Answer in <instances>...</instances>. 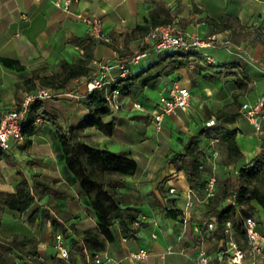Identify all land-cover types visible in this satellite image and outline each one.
I'll return each instance as SVG.
<instances>
[{
  "label": "crops",
  "instance_id": "crops-1",
  "mask_svg": "<svg viewBox=\"0 0 264 264\" xmlns=\"http://www.w3.org/2000/svg\"><path fill=\"white\" fill-rule=\"evenodd\" d=\"M54 1L0 0V121L5 112L17 108L28 95L45 87L56 94L43 102L45 115L56 117L62 125L69 127L79 124L88 114L84 99L86 78L77 79L62 90L41 81L58 73L62 61L75 63L83 57L84 49L78 40L90 38V32L76 17L78 13L101 18L104 31L112 39V45L96 41L94 49L95 59L109 60L113 65L111 84L123 68L129 73L142 72L155 57L152 44H148V56L138 64L131 63V58L142 50L143 37L148 34L136 31L138 26H145L150 32L166 25L174 33L215 40V46L209 50L216 59L215 64L209 65L204 59L194 57L188 67L159 78L153 86H146L138 96L145 103L141 110L134 108V103H138L136 100L125 98L127 105L105 118L106 122L116 123L113 136L96 128L84 131L90 145L113 153H129L136 159L137 173L125 178L126 185L121 191L128 203L140 208L141 214L135 237L124 241L118 231L115 242L108 243L103 251L86 252L87 263L78 254L71 264H92L93 254L110 259L104 264H202L199 261L202 252L209 257L208 264H229L221 259V248L232 237L247 250L246 236L229 230L219 237L215 230L204 227L214 218L206 216L209 199L193 191L185 171L171 160L174 156L186 155V146L191 139L199 142V148L203 146L201 141H207V137L200 130L208 129L205 123L216 118L218 110L234 103L235 93H241L238 103L242 105L254 104L264 96V0H79L73 5L72 13L57 8ZM207 20L221 22L223 30H217ZM225 41L231 45L223 46ZM31 77L36 78V84L24 86ZM240 77L243 79L241 87L237 85ZM174 83L191 90V106L166 115L162 128L158 129L152 111L160 96L167 94ZM32 87L34 90L30 92ZM206 112L210 115L207 118ZM234 115L237 114H230L219 123L223 120L221 125H228L229 130L238 133L237 143L243 156L227 167L241 168L264 153V124L257 131L242 114L230 119ZM28 118L23 142L15 144L9 153H2L5 157L0 154V192H15L22 174L49 181L58 176L62 178L53 149V123L39 118L43 122H35L32 127ZM225 119L229 120L226 122ZM215 139L220 141L218 137L210 141ZM11 160L17 161L15 165ZM227 167L219 168L218 172L225 176ZM207 169L215 171L212 166ZM232 178L233 183H238L237 176ZM60 183L63 186L66 181ZM173 187L176 192L171 194L169 190ZM70 189L68 194L76 198L77 193ZM254 205L257 210L254 216L264 234V207L257 202ZM34 206L30 213L5 211L1 217L0 235L18 234L37 239L38 225L43 219L41 208ZM169 209L180 213L171 217L167 213ZM37 210H40L39 216L31 226L21 227L12 219L26 214L29 218ZM50 223L49 220L45 238L41 237L38 244L39 253L46 260L59 257L55 246H49ZM96 226L95 219L87 217L76 228L83 233ZM141 249L147 250V259L131 256ZM242 264H264V253H247Z\"/></svg>",
  "mask_w": 264,
  "mask_h": 264
},
{
  "label": "trees",
  "instance_id": "trees-1",
  "mask_svg": "<svg viewBox=\"0 0 264 264\" xmlns=\"http://www.w3.org/2000/svg\"><path fill=\"white\" fill-rule=\"evenodd\" d=\"M207 22L215 26L217 30L224 28L222 23L216 20H207ZM136 31L143 32L144 35L149 33V29L145 26H138ZM78 44L84 49L83 57L75 63L62 61L61 70L50 78L42 79V82H47L54 89L62 90L77 79H88L92 76L96 41L90 36V38L78 40ZM153 54L154 59L142 72H130L125 77L117 79L109 86V89H95L90 93L87 92L88 114L77 125L66 127L56 117L45 115L42 112L43 102L41 101H35L30 105L27 117L29 116L28 120L32 127H35V122L39 118L53 123V149L57 153L63 180L75 190L77 197L73 198L74 201L77 205L81 204L87 208L86 212L94 217L97 226L79 233L76 228L78 220L72 215L70 204L65 199L69 190L63 186L59 187L54 181L36 175L29 178L22 174L13 193L1 191L0 208L26 213L38 200L50 197V194L55 195L58 202L50 209L55 211V217L52 220L54 237L56 238L58 234L63 236L65 246L69 250L70 264L76 261L78 254L81 260L87 263L86 252L103 251L108 243L115 242L118 231L128 239L135 237L138 232L134 223L138 222L141 210L136 205L128 203L121 191L126 185L125 178L133 177L137 173L136 159L129 153H113L90 145L84 131L88 128H96L107 136H113L115 133V121H105L106 117L113 114L106 100L108 90H119L128 100H136L139 104L145 105L143 99L138 96L144 92L146 86H153L159 78L188 67L194 57L204 59L196 51L169 50L162 54ZM242 82L243 79L238 78L237 85L241 87ZM35 84L36 78L31 77L23 85L34 86ZM33 90V87L29 88L30 92ZM240 95L234 94L235 102ZM230 114L232 112L221 109L215 116L221 120ZM28 125L25 122L24 133ZM204 133L205 131L201 132V134ZM237 136L236 130H227L221 134V139L227 148V164L230 166L243 156L237 143ZM195 147L196 142L191 139L186 146V155L179 156L183 160L182 169L192 189L193 185H202L200 160L196 155ZM2 155L4 156L1 154V157ZM187 155L193 158L192 162L187 160ZM237 169L238 183L235 184L231 177H226L221 194L210 198L206 205V216L216 218L215 232L219 237L229 230L244 237L243 218L255 215L257 210L254 202L264 207V153ZM60 196L63 199H59ZM39 211H35L28 218L29 224L36 222ZM167 213L171 217H177L180 212L169 209ZM228 222L231 223L230 228L227 227ZM38 244L36 238L21 237L18 234L10 237L0 235V264H26V262L69 264L61 258L43 259L39 253Z\"/></svg>",
  "mask_w": 264,
  "mask_h": 264
},
{
  "label": "built area",
  "instance_id": "built-area-1",
  "mask_svg": "<svg viewBox=\"0 0 264 264\" xmlns=\"http://www.w3.org/2000/svg\"><path fill=\"white\" fill-rule=\"evenodd\" d=\"M79 0H55V6L66 13H72V8ZM76 17L86 24L89 28L92 39L99 43L112 45V39L104 31L103 20L95 16H87L83 13L76 14ZM214 39L202 38L197 35H189L182 33H174L170 26H158L153 28L145 37H143L142 50L136 53L131 58V63L138 64L142 58L148 56L147 46L152 44L153 52L162 54L169 50H183L186 52L196 51L200 53L204 60L213 65L216 59L209 53V50L215 46ZM223 46L229 47L231 43L225 41ZM94 68L93 74L87 79V92L90 93L95 89H109L111 73L113 65L109 60L94 59L92 62ZM129 74V70L122 69V73L114 79L123 78ZM54 98V92L47 87L40 89L36 94H31L15 109L4 113L0 121V154L9 153L13 150L15 144H19L24 140L25 120L29 112L30 105L35 101L44 102ZM192 92L189 88L182 87L178 83H174L167 94H162L152 111V117L157 122V128H162V123L166 115L173 114L178 110H187L191 106ZM86 102L88 97L84 98ZM106 100L113 113L120 112L126 105L127 100L122 96L119 90H108ZM134 108L142 109L141 104L134 103ZM241 113L246 117L257 131H260L264 124V96L257 100L256 103L249 102L242 105ZM43 122L42 119H37L36 124ZM218 124L216 118H212L205 123L206 128L215 127ZM216 140H213L215 142ZM217 156V153H215ZM239 171L235 167H227L226 176H237ZM215 178H211L207 188V198L214 195ZM171 194L176 192V189L170 188ZM139 223L135 222L134 227H138ZM243 226L247 241V250L241 248L239 244L230 237L226 246L220 250L221 259L226 260L229 264H242L247 253L262 254L264 253V234L259 230V221L255 216H246L243 218ZM208 230L217 228L216 218H213L205 226ZM227 227H231V223H227ZM127 238L124 237V241ZM55 248L59 253V257L69 263V250L65 246L63 236L58 234L55 238ZM135 259H147L148 252L141 249L139 252L131 255ZM109 258L95 255L92 258V264H104ZM200 263L208 264L209 257L202 252L199 258ZM70 264V263H69Z\"/></svg>",
  "mask_w": 264,
  "mask_h": 264
},
{
  "label": "rangeland",
  "instance_id": "rangeland-1",
  "mask_svg": "<svg viewBox=\"0 0 264 264\" xmlns=\"http://www.w3.org/2000/svg\"><path fill=\"white\" fill-rule=\"evenodd\" d=\"M207 63V62H206ZM208 64V63H207ZM240 90V89H239ZM238 94H241L240 92H237ZM56 96V94L54 93V97ZM234 98V96H233ZM239 99V98H238ZM225 110H228L230 112H232V114H237L236 117H241V109H242V104L238 103V100L235 102L234 99V103L231 105H228L224 108ZM217 113V112H216ZM215 113V115H216ZM206 118L209 117L210 115L206 112ZM235 115L230 118V119H235L236 118ZM205 118V119H206ZM216 120L218 121V124L215 127H211L208 129H205L203 131H205V137H207V141H205L204 139L201 141L203 143V146L199 148V142H196V147L195 152L196 155L198 156L199 160H200V171L202 172L200 174V182H201V186H197V185H193V191H198L201 193V195H203L206 199H207V188H208V184L209 181L211 179V177L215 178V186H214V195H219L221 194L222 190H223V186L225 181L227 180V176L223 175V173L220 171L218 172L219 168H223V167H227L230 166L227 164V152H226V145L223 143L222 139H221V134L224 131L229 130L228 129V125H221L223 123V120L221 121V123H219V120L216 118ZM229 119H225L224 121H228ZM42 123V122H41ZM39 123V124H41ZM200 132H202V130H200ZM199 132V133H200ZM249 133V132H248ZM253 133V131L251 132ZM218 137L220 139V141H218L217 139H215L216 141H210L212 138H216ZM263 141V146H264V138H262ZM215 153H217V156H215ZM179 156H183V155H179ZM179 156H174V158L171 160V162L175 165H177L178 167H182L183 165V160L179 158ZM187 160L189 162L193 161V158L189 155H187ZM17 161L16 160H11V164L15 165ZM214 167L215 171L210 172L209 169H207L208 167ZM231 180H233V178L231 177ZM52 181H54L57 185H59V187L62 186V182L63 181V177H57L55 179H52ZM191 185V184H190ZM63 186L66 187L67 190H71L69 186H67L66 184H64ZM212 196V197H213ZM210 197V198H212ZM63 199L61 196L59 197V199ZM208 198V199H210ZM66 202H68L70 204V208L72 209V215L78 220L77 224L82 221V219L84 218H89L92 217V219H94L93 216H90V214H88L87 208L84 205H77L76 201H74L73 196L71 194H68V196L65 197ZM58 202V198L53 195L50 194V197H47L43 200H38L37 203L35 204L34 208H36L37 206H39V209L41 208L40 214L41 217L43 219L42 223H39L38 228V242H40L39 240L42 238H45V234L47 233V225H48V221L50 220V235L48 234V241H49V246L50 248H53L55 246V237H54V232H53V227H52V220L55 217V211L53 210V212H51V208L57 204ZM33 208V210H34ZM4 208H0V217H2L3 213H5ZM31 211H29L30 213ZM28 213V214H29ZM54 213V214H53ZM13 220H17L18 224L21 227L24 226H31V224L28 223V216L23 215V216H13L12 217ZM20 221V222H19ZM5 236V235H2ZM5 237H10V236H5ZM45 254V253H44ZM49 256H51V254H49ZM54 258H59L60 257H54ZM46 260V259H45ZM21 261V259L19 260ZM22 263V262H21Z\"/></svg>",
  "mask_w": 264,
  "mask_h": 264
}]
</instances>
